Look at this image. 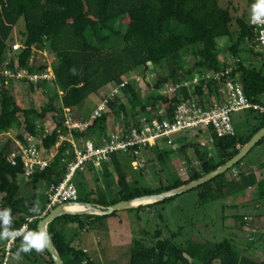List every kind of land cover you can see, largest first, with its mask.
<instances>
[{"label": "trees", "instance_id": "16d2710c", "mask_svg": "<svg viewBox=\"0 0 264 264\" xmlns=\"http://www.w3.org/2000/svg\"><path fill=\"white\" fill-rule=\"evenodd\" d=\"M246 5L249 16L253 12V0H246ZM19 19L22 21V30L18 41L15 42L19 43L20 47L10 50V45L14 43L11 31ZM231 20L228 9L219 7L216 0H0V67L4 54L10 51L18 68L30 73L42 70L44 66L28 64L31 47H37L52 59L54 87L46 81L33 84L24 80H10L4 83L0 78V203L3 208L0 210V249L5 248L8 240L18 232L22 224H26V232L13 237L9 242L6 256L3 250L0 264H6L5 257L10 255L19 263L39 261L40 264H52L36 235V223L47 211L44 212V192L41 194L34 186L39 183L46 189L50 183H56L60 179L65 170V164L61 161L63 150L69 146L67 141H63L47 166L31 175L27 181L33 192L24 197L20 196L17 184L22 166L19 162L12 166L6 160V156L15 149L12 138L22 140L24 134H30L39 140L41 148L48 150L59 135L66 134L62 125L64 108L75 114L76 109L89 95L97 94L102 98L103 86L111 82L119 83L128 74L134 73L141 77L147 72L157 74L152 83V92L155 93L152 99L162 110L163 116L169 118L175 104L196 99V96L203 98V92L211 93V83L205 82V89H202L203 81L200 85L191 87V90L181 86L167 96L157 93L159 85L181 82L191 78L194 73L201 74L203 70L225 67L227 64L218 60V39L228 40V50L234 58L241 50L240 43L243 41L247 42L245 51L252 56L257 55L248 45L255 43V38L247 20L245 22L243 16L233 18L235 28L230 32ZM185 55L192 57L190 64L184 60ZM164 64L168 74L160 76L157 69L162 68ZM232 64L235 65L232 72L237 74L247 100L252 104L264 105V73L259 68L244 65L239 59L234 60ZM148 65L151 66L150 69ZM12 83H20L32 93L41 88L43 104L38 108H34L32 103L25 107L17 104L11 91L15 88L11 87ZM136 89L135 83H128L122 89L123 97L109 100L105 112L94 119L86 130L72 132V139L75 142L82 141L90 132L103 131L108 116H113L115 121L121 122L122 128L128 125L138 127V122H132L134 116L143 112L147 105L152 107L155 103H144ZM246 111L252 113V116L249 122L244 123L243 133L234 131L232 136H216L213 129L207 127V136H211L213 140L211 144L215 150V160L197 144L184 143L177 148L178 151L191 147L198 162L197 166L178 170L173 181L165 180L166 183L162 184L159 180L158 187L151 188L137 185L136 180H128L123 171L124 166L121 167L122 164L118 163L117 154H111L109 159L112 172L110 167L103 164L101 175L105 180L109 177L114 179L115 191L110 190L107 184L105 191H101L97 184L94 198L88 200L77 197V201L92 203L105 209L119 201L158 194L198 179L231 158L251 135L264 126V120L255 110L249 108ZM155 118H160V115ZM47 121L52 123L53 127L48 134H44L41 125ZM150 146L157 149L156 144L146 148L152 150ZM155 153V159L165 164L166 160L161 159L164 153ZM243 157L234 165L242 163ZM261 166L263 170L258 174L255 183L254 200L262 205L264 163H261ZM228 170L191 189L197 193V199L207 202L233 193L241 189V179L251 176L243 177L245 172L242 167L238 180L228 178L225 181L223 177ZM160 173L158 172L159 175ZM76 175L73 177V183L79 192ZM252 180L254 178L251 177L249 181ZM235 186L237 188L233 189ZM106 190L110 194L109 197ZM173 197L131 209L148 208ZM114 213L106 216L65 214L49 222L46 232L62 263L97 264L81 248L73 247L71 243L80 230L89 229L93 222L99 224ZM230 218L232 229L239 230L244 227L243 230L249 235L248 242L243 246H237L231 237L216 242L188 238L177 244L173 241L175 234L165 237L155 231L154 241L149 246L131 239L127 264H264V248L257 250L253 247L256 240L261 239L264 243V207L261 213L250 215L248 220L243 214H233ZM26 219L30 220L27 222ZM68 223L74 224L75 230L67 231L65 226ZM26 234L30 235L29 238Z\"/></svg>", "mask_w": 264, "mask_h": 264}, {"label": "rangeland", "instance_id": "374dc122", "mask_svg": "<svg viewBox=\"0 0 264 264\" xmlns=\"http://www.w3.org/2000/svg\"><path fill=\"white\" fill-rule=\"evenodd\" d=\"M216 1L219 7L228 9L232 20L238 16H243L245 22L248 19L246 0ZM232 20L229 23L230 32H233L235 28ZM122 28L123 27H121V29ZM21 30L22 21L19 19L11 31L13 42L16 40L18 41ZM248 45H250L253 52L257 53L256 56H252L250 53L245 51L247 42L243 41L240 43L241 50L234 58L228 50V40L225 38L218 39V60L220 63L228 65L234 60L239 59L244 65H248L249 67H253L255 69L259 68L261 72L264 73V48L258 47L256 43H248ZM31 49L32 57L28 60L29 66H48L51 70L52 59L46 54V52L34 46L31 47ZM184 60L186 63L188 62V64L193 61L192 57L189 55H185ZM157 73L160 76L168 74V69L165 68V64L162 68L160 67L157 69ZM156 75L157 74L147 72L142 76V83H137L139 87H137L136 90L137 92L141 91V95L140 93L139 95L140 98L145 101L144 103H155V101H153L154 99H152V96L155 94L152 92V83L155 81L154 79L156 78ZM12 86H15V88L11 89L14 101L20 106L25 107L29 103H32L34 108H38L43 104L44 100L41 95V88H39L35 93H32L27 90L26 86H23L20 83H12L11 87ZM52 88L54 87L52 86ZM98 98L99 96L97 94L89 95L86 99H84L83 104L91 106L93 102L98 101ZM158 109H160V107H158L155 103L152 107H149L148 110L149 112H152V117H154V114L156 115ZM251 116L252 113H249L246 110L232 113L230 117L234 131L237 133H243L244 123L246 121L249 122L251 120ZM171 138H176V135L171 136ZM151 152H153V156L156 157L157 153H155L154 150L147 151L146 153ZM144 155L145 152L142 151L140 157L142 158ZM154 160L155 161H152L151 163L150 161L146 162L145 158H142L143 165L139 168L133 169L130 165L129 159L125 158L123 171L125 172L128 180H136L137 185H142L143 187L147 186L155 188L158 187L159 180L162 181V184H164L166 183L165 180L170 182L176 178V172L179 168L176 165L174 168L173 161L163 164L157 159ZM242 161L250 167L264 163V137L257 145H254L245 154ZM160 166L161 170L159 171ZM257 171L258 170L256 169L255 172ZM158 172H161L160 175ZM167 173L170 174L168 175ZM256 174H258V172ZM17 184L20 190V196L28 197L33 192L32 186L28 184V181H25L24 184V180L21 176H18ZM102 187L106 188L104 184H102ZM34 188L38 189L41 194H43L45 190L39 183L35 184ZM255 194V188H252V190L239 188L236 190L235 195L227 194L214 200L202 202L197 199V193L195 191L189 190L181 194H177L172 199L165 202L155 203L148 208L139 207L137 209L118 210L115 211L114 215L104 218L102 220V223H104L101 226L91 224L92 226H90L89 229L77 234L78 236L73 238L75 240L72 241L71 246L85 248L86 254L90 253L89 255L91 259L97 264H127L128 249L131 239L139 240L143 245L149 246L154 241L153 233L155 231H158L160 236L165 237L175 234L173 241L177 244L182 243L188 238L216 242L223 238L227 239L231 237L236 242L237 246H243L244 243L248 242L247 237L249 235L246 231H244V227L239 230L231 228V222L229 220L232 218H230V215H241L247 213L249 216L252 215L249 207L240 204V202L249 196H253L255 198ZM83 195L84 191L80 190L78 192V199H81ZM231 202L232 204L229 206L228 204ZM226 204L228 207L225 206ZM263 204L264 201L262 202L261 208L264 207ZM0 210H3L1 203ZM221 219L224 221V224H222ZM246 219L248 220V218ZM253 247L257 250L263 249L264 243L261 242V239L256 240L253 243ZM3 250H5L4 247L0 249V257L1 255H4V253H2ZM41 256L43 257L44 255L41 253ZM5 261L6 264L41 263L39 261L37 263H31L29 261H22L19 263L12 255L7 258L5 257Z\"/></svg>", "mask_w": 264, "mask_h": 264}, {"label": "built area", "instance_id": "2783aa9c", "mask_svg": "<svg viewBox=\"0 0 264 264\" xmlns=\"http://www.w3.org/2000/svg\"><path fill=\"white\" fill-rule=\"evenodd\" d=\"M247 24L254 33L255 43L258 47L264 48V0H253V12L248 16ZM10 50H16L20 44L14 42L10 45ZM32 50V49H31ZM10 52V51H9ZM8 51L4 54V59L0 67V78L4 83L24 80L28 83H38L46 81L52 85L53 74L48 66L42 70L28 72L23 68H18L16 60L11 57ZM32 57V52L29 59ZM234 65L228 64L217 70H203L201 74H192L191 78L181 82H169L160 84L157 92L161 96H167L175 92L181 86L194 87L205 82H210L211 92L214 97L206 108L200 107L193 99L179 102L174 105L171 116L164 117L163 112H159L160 118H154L149 122H141L138 127H126L119 132H112L108 138L100 145H94L89 139L81 141L80 146L72 139V132H82L89 124L98 118L106 110L107 102L112 98L123 96L122 89L130 82L141 83L142 77L138 74H128L119 83H108L103 87V96L90 111L87 120H80L73 117L71 112L63 109L62 125L66 130L65 135H59L55 143L45 150L40 147L39 140L30 134H24L23 139L12 138L15 149L6 156L10 165L19 162L22 166V173L19 175L24 181L31 178L36 171L43 170L49 160L57 153L63 141H67L69 146L63 150L61 161L65 164V170L56 183H50L44 190L46 198L45 210L48 212L58 204H76L77 193L72 183L73 177L82 172L87 165H100L106 163L111 154L126 155L133 160L135 168L143 165L140 158V149L153 145L156 140L164 139L167 145H171L170 137L174 134L189 130L191 128L205 129L211 127L216 136H232L234 129L231 123V114L239 111L253 109L264 120V105L252 104L244 96L241 85L238 82L237 74L232 72ZM53 86V85H52ZM57 93L60 91L56 88ZM44 134H48L53 127L50 122L42 123ZM9 135V133H6ZM212 137L208 136L200 146L212 142ZM242 163L229 168L228 176L233 180H238L242 171ZM187 166L181 165L179 171L185 170ZM41 213L42 215L44 214ZM41 217V216H40ZM27 222L30 219H26ZM26 232V224H22L18 232L13 236L17 237ZM30 235L26 234L29 238ZM11 237L5 245V256Z\"/></svg>", "mask_w": 264, "mask_h": 264}, {"label": "crops", "instance_id": "0c3cea01", "mask_svg": "<svg viewBox=\"0 0 264 264\" xmlns=\"http://www.w3.org/2000/svg\"><path fill=\"white\" fill-rule=\"evenodd\" d=\"M136 86L139 87L138 84H136ZM189 89L191 90V86L189 87ZM139 93L141 95V91ZM202 96H203V98H197V96H196V99H194V100L196 101L197 104H199L200 106H204V108H206L211 103L212 98L214 97V95H213L212 92L211 93L203 92ZM100 99L101 98H98V101ZM98 101L93 102L91 106H89L87 104L84 105L82 103V105L79 106V108L76 109V111H75V109L73 110V111H75V114H74V112H71L73 117L76 118V119H80V120H87L90 111L95 107V105L98 103ZM148 106L149 105H147L145 107L143 112H140L139 114H136L134 116V118L132 119V122H134V123L138 122L139 124L141 122L146 123L145 120L147 118H149L150 121H151L152 119H154L156 116L159 115L160 111L162 112L161 109H158L156 115L154 114V117H152L153 114H152V112H149V110H148L149 107ZM121 124H122L121 122L115 121L113 116H108L106 124H105V129L103 131H99L97 133L95 131L93 133L90 132L89 136L86 139H89L94 145H100V144H102V142L104 140H106L108 138V135L110 133L119 132V131L124 130L125 128H122ZM130 126L131 125H128L126 127H130ZM182 133H184V134H182ZM207 134H208L207 127L205 129L194 128V129H191V130H185L183 132H180L179 134H174V135H176V138H174V139L170 137L171 145H167L165 143L164 139H158L154 143V145L155 144L157 145L156 146L157 149L155 150V148L153 146L152 147L150 146V147L152 148V150H155L157 152L159 151V153H161V154L164 153V155H161L162 156L161 159L166 160V162L173 161L174 162V168H175V165L178 166V168L181 165H184V166H197L198 162L196 161L194 151H193V149L191 147H186L181 152H179L177 148L179 146L183 145L184 143H190L191 142V143L197 144V146H199V148L202 151H206L207 154L209 156H211L215 160V156H214L215 150H214V148H213L211 143L210 144L206 143L204 146H200L201 142H205L206 141V138L208 137ZM76 143L80 146L81 141L78 140V142H76ZM152 150L148 149L146 147L140 149V151H139L140 155H141L142 151L145 152V155L142 156V158H145L146 162L150 161L152 163V161H155L154 160L155 157L153 156V152L146 153L147 151H152ZM117 158L119 159L118 163L120 165L122 164L121 167H123L125 165L124 159L127 158V159H129L130 165L132 166V168L136 169L134 167L133 160L130 157H128L126 155L117 154ZM103 164L108 166V167H110V171L112 172V167L110 165V159H108V161L106 163H102L100 165L92 166V165L89 164V165H87L85 167V169L82 172H80V173H78L76 175L77 177H75V181L79 184L78 191H80V190L84 191V195H83L82 198H85V199H88V200L94 198L96 190H97V186H96L97 184L99 185V188H100L101 191H105L104 190L105 188L102 187V184L109 185L108 186L109 189L115 191L116 187H115V184H114V179L112 177H109L108 179L105 180V179H103V177L101 175V173H102L101 168L103 167ZM242 166L244 167L243 171L245 172L243 177L244 176H248V175H251V176L245 177L244 179L240 180L239 184H240L241 188H245V189H249V190H252V188L256 189L255 183L257 182L256 180L259 177L258 174L263 170L261 164H257L255 166H251L250 167V166L246 165L242 161ZM256 169L258 170L257 171L258 174H256L257 172H255ZM251 177H252V179L254 178V180H252V182L249 181ZM228 178H229L228 174L226 173L224 175L223 179L226 181V180H228ZM72 183H73V180H72ZM24 184H25V182H24ZM24 184H23V186H24ZM73 185H74V187L76 186L74 183H73ZM105 187H106V185H105ZM236 188H237V186H235V188H233V189H236ZM75 189H76V187H75ZM76 192H77V190H76ZM106 192L108 193L107 196L109 197L110 196L109 192L107 190H106ZM235 193H236V191H234L233 193H230V194H234L235 195ZM77 197H78V192H77ZM253 199H254L253 196L246 197V198H244L243 201L240 202V204H242L244 206H248L249 209H250V212L252 214L261 213L262 209H263V208H261V204L257 203ZM252 201H254V202H252ZM90 204H92V203H90ZM227 204L225 205L226 207H228V205L231 206L232 202L229 203L228 205ZM92 205H94V204H92ZM95 206H97L99 208H103V207L98 206V205H95ZM243 215L246 216L247 218L249 217L248 213L247 214H243ZM103 223H102V221L99 224L97 222H93V225L101 226ZM222 224H224L223 220H222ZM74 226H75L74 224L68 223V224H66L65 229L67 231H73L74 230ZM104 229H106V228H104ZM82 231H85V229L80 230L79 233H81ZM74 240L75 239H73V241ZM81 249H82V251H84L86 253L85 248H81ZM89 254H87V256L91 259Z\"/></svg>", "mask_w": 264, "mask_h": 264}, {"label": "water", "instance_id": "95a60500", "mask_svg": "<svg viewBox=\"0 0 264 264\" xmlns=\"http://www.w3.org/2000/svg\"><path fill=\"white\" fill-rule=\"evenodd\" d=\"M150 69V65H148ZM264 136V126L258 129L251 137L247 140L245 144L239 148V150L227 161H225L223 164L217 166L215 169L212 171L202 175L196 180L190 181L189 183L185 185H181L177 188L161 192L158 194H152V195H145V196H140L137 198H133L131 200H126V201H119L116 202L105 209L99 208L95 205H92L87 202H77L76 204H81L84 206V209L82 211H77V212H68L64 210V206L67 204H58L51 208L44 216L38 219L36 223V235L39 239V242L42 244L43 248L45 249L46 253L48 254L50 261L52 264H63L58 253L52 246L50 239L47 235L46 232V225L51 222L53 219L56 217L69 214V215H84V214H94V215H102L106 216L112 212L118 211V210H125V209H131L135 208L138 206L142 205H147L156 201H160L172 196H175L177 194H181L183 192L189 191L202 183L214 178L215 176L227 171L230 167H232L234 164H236L250 149L251 147L262 137ZM141 198H151L152 200L148 203L145 204H137L133 205L131 202L133 200L141 199Z\"/></svg>", "mask_w": 264, "mask_h": 264}, {"label": "bare ground", "instance_id": "6f19581e", "mask_svg": "<svg viewBox=\"0 0 264 264\" xmlns=\"http://www.w3.org/2000/svg\"><path fill=\"white\" fill-rule=\"evenodd\" d=\"M151 200H152L151 198H141V199L133 200L131 204L133 205L145 204L150 202ZM63 208L65 211L68 212H77V211L79 212L84 209V206H82L81 204H67Z\"/></svg>", "mask_w": 264, "mask_h": 264}, {"label": "clouds", "instance_id": "9594fccd", "mask_svg": "<svg viewBox=\"0 0 264 264\" xmlns=\"http://www.w3.org/2000/svg\"><path fill=\"white\" fill-rule=\"evenodd\" d=\"M78 202V201H77Z\"/></svg>", "mask_w": 264, "mask_h": 264}]
</instances>
